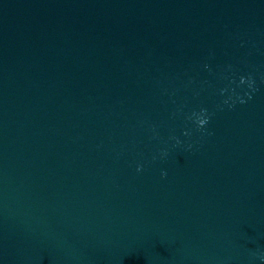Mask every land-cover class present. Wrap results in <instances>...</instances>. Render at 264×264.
I'll list each match as a JSON object with an SVG mask.
<instances>
[{
  "label": "water",
  "instance_id": "water-1",
  "mask_svg": "<svg viewBox=\"0 0 264 264\" xmlns=\"http://www.w3.org/2000/svg\"><path fill=\"white\" fill-rule=\"evenodd\" d=\"M0 264H264V0H0Z\"/></svg>",
  "mask_w": 264,
  "mask_h": 264
},
{
  "label": "clouds",
  "instance_id": "clouds-1",
  "mask_svg": "<svg viewBox=\"0 0 264 264\" xmlns=\"http://www.w3.org/2000/svg\"><path fill=\"white\" fill-rule=\"evenodd\" d=\"M205 122H206V121L201 120V121H200V124L203 125Z\"/></svg>",
  "mask_w": 264,
  "mask_h": 264
}]
</instances>
